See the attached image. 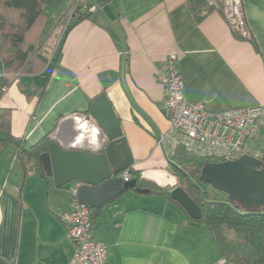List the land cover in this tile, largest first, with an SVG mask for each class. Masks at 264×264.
<instances>
[{
  "label": "crops",
  "instance_id": "1",
  "mask_svg": "<svg viewBox=\"0 0 264 264\" xmlns=\"http://www.w3.org/2000/svg\"><path fill=\"white\" fill-rule=\"evenodd\" d=\"M74 1L47 0L41 37ZM87 1L96 12L65 35L56 67L20 77L23 91L15 82L6 87L0 113L10 110L12 135L29 147L62 118L87 114L105 93L132 158L128 171L170 192L174 175L159 143L169 123L156 71L175 55L186 101L209 113L264 106V0H241L257 50L236 39L217 11L197 22L186 0ZM258 138L264 143V127ZM251 146L264 149L256 140ZM73 183L56 188L38 170L23 180L14 147L0 151V264L69 263L74 246L59 215L69 210ZM91 213L92 237L106 247L107 264H230L205 227L149 192H125Z\"/></svg>",
  "mask_w": 264,
  "mask_h": 264
},
{
  "label": "trees",
  "instance_id": "2",
  "mask_svg": "<svg viewBox=\"0 0 264 264\" xmlns=\"http://www.w3.org/2000/svg\"><path fill=\"white\" fill-rule=\"evenodd\" d=\"M46 2L47 0H0V60L3 66L0 89L15 82L23 91L20 77L41 75L46 69L55 68L65 35L80 22L91 19L96 12L90 11L93 6H90L87 0L74 1L53 29L41 37L45 20L43 6ZM186 4L197 22L211 11L221 14L219 8L209 7L204 0H186ZM109 32L113 40L118 42L117 34L111 29ZM232 33L238 40L251 42L257 50L250 34L243 38ZM60 37L61 41L57 43ZM45 83L38 90L40 94ZM51 134L27 147L23 138L15 137L11 133L10 110L5 109L0 113V151L7 145L14 147L23 180L33 170H38L43 178L46 177L41 157L49 152ZM168 159L177 186L182 188L200 209L201 217L198 220L190 219L185 211L171 200L169 189H160L151 182L143 181L138 171L129 170L131 179L136 180V188L148 189L149 194L159 196L177 207L192 225L205 227L226 262L264 264V206L252 213L243 212L229 200L227 194L202 182L199 176L203 166L206 163H219L218 161L197 157L182 147H177ZM92 211L96 213L97 210ZM91 219L93 221V214Z\"/></svg>",
  "mask_w": 264,
  "mask_h": 264
},
{
  "label": "water",
  "instance_id": "3",
  "mask_svg": "<svg viewBox=\"0 0 264 264\" xmlns=\"http://www.w3.org/2000/svg\"><path fill=\"white\" fill-rule=\"evenodd\" d=\"M49 152L41 157L43 170L56 188L79 181L78 202L90 209H100L123 193L136 188V180L123 182L118 175L132 164L121 123L105 93L91 103L87 114L62 118L49 137ZM200 180L227 194L241 211L252 213L264 206V154L261 159L249 156L233 162L206 163ZM170 198L192 220L201 212L193 200L177 186L175 176ZM162 187V186H160Z\"/></svg>",
  "mask_w": 264,
  "mask_h": 264
},
{
  "label": "built area",
  "instance_id": "4",
  "mask_svg": "<svg viewBox=\"0 0 264 264\" xmlns=\"http://www.w3.org/2000/svg\"><path fill=\"white\" fill-rule=\"evenodd\" d=\"M204 1L209 7L220 9L232 32L243 38L249 36L241 0ZM95 10V7L90 8V11ZM155 76L163 88L169 123V129L159 143L167 149L169 158L177 147L219 163L233 162L245 156L263 157V152L254 150L251 143L258 139L259 130L264 127V106L209 113L202 104H189L184 96L178 59L173 54L162 62ZM5 91L6 87L0 89L1 93ZM119 177L123 182L131 179L128 170L120 173ZM80 186L81 182L76 181L68 188L69 210L59 215L74 246L68 264H107L106 247L92 237L91 209L78 202Z\"/></svg>",
  "mask_w": 264,
  "mask_h": 264
},
{
  "label": "rangeland",
  "instance_id": "5",
  "mask_svg": "<svg viewBox=\"0 0 264 264\" xmlns=\"http://www.w3.org/2000/svg\"><path fill=\"white\" fill-rule=\"evenodd\" d=\"M259 144L261 145V144H264V143L262 142L261 139L258 138V139L256 140V145H259ZM260 147H262V146H260ZM263 151H264V149L261 150V152H263ZM67 193H68V192H67ZM33 198H34V200H35V196H33ZM36 200H37V202L39 201V199H36Z\"/></svg>",
  "mask_w": 264,
  "mask_h": 264
}]
</instances>
